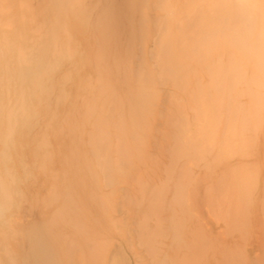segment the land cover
Returning a JSON list of instances; mask_svg holds the SVG:
<instances>
[{
  "label": "bare ground",
  "instance_id": "1",
  "mask_svg": "<svg viewBox=\"0 0 264 264\" xmlns=\"http://www.w3.org/2000/svg\"><path fill=\"white\" fill-rule=\"evenodd\" d=\"M48 1L0 0V264H264L260 0Z\"/></svg>",
  "mask_w": 264,
  "mask_h": 264
},
{
  "label": "rangeland",
  "instance_id": "2",
  "mask_svg": "<svg viewBox=\"0 0 264 264\" xmlns=\"http://www.w3.org/2000/svg\"><path fill=\"white\" fill-rule=\"evenodd\" d=\"M72 1H74V3L80 5L82 7V9L85 10L84 11L86 13L85 15L89 21H92V19L95 17H102V16L105 17L109 13L112 16H116L115 14L112 13V11L116 12L118 9L121 10V14H122L124 11L128 10V5L130 2V0H72ZM49 2L50 1H48V0H29L28 3L30 5V7H34V6H38L42 3H43L42 6L43 5L46 6V5H48ZM23 3H24V1H23ZM24 4H22L19 7L20 12H24V10H27L26 6L24 7ZM115 29H116V31L122 30L121 27H115ZM126 30H127V32L129 31V24H127ZM115 47L117 48V46H115ZM76 65H77V68H74L73 70L81 68V67H79V63H76ZM258 128H259V123L257 121V129ZM260 133H261V131H260ZM202 174H203V170H201V168H200V175H202ZM201 183H202V180L200 179V184ZM34 210L35 209L32 208L30 210V212H33ZM91 228H92V226L87 224L85 226V228L80 233L84 235L87 232V230H89Z\"/></svg>",
  "mask_w": 264,
  "mask_h": 264
},
{
  "label": "clouds",
  "instance_id": "3",
  "mask_svg": "<svg viewBox=\"0 0 264 264\" xmlns=\"http://www.w3.org/2000/svg\"><path fill=\"white\" fill-rule=\"evenodd\" d=\"M246 7L252 9V11L248 14L246 23H250L253 28L258 30L261 45L260 51L264 54V0H260L259 6L256 4H248ZM257 8L259 9L258 17Z\"/></svg>",
  "mask_w": 264,
  "mask_h": 264
}]
</instances>
